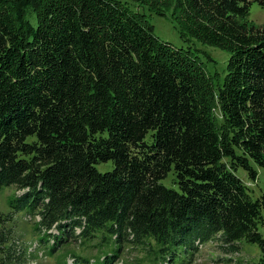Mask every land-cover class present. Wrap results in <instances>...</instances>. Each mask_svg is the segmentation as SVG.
Returning a JSON list of instances; mask_svg holds the SVG:
<instances>
[{"label":"trees","instance_id":"obj_1","mask_svg":"<svg viewBox=\"0 0 264 264\" xmlns=\"http://www.w3.org/2000/svg\"><path fill=\"white\" fill-rule=\"evenodd\" d=\"M253 1L264 6L0 0V191L26 190L8 199L13 212L57 229L38 232L40 243L54 237L46 254L72 252L73 237L97 247L92 262L72 252L74 264H115L129 246L140 249L135 264H173L177 248L219 234L234 249L258 245L264 264V194L252 199L238 177L255 182L252 164L264 167V24L249 20ZM152 14L227 50L222 82L199 49L161 41ZM101 162L114 167L101 173ZM170 174L178 189L162 183ZM10 218L0 215V264L12 254Z\"/></svg>","mask_w":264,"mask_h":264},{"label":"rangeland","instance_id":"obj_2","mask_svg":"<svg viewBox=\"0 0 264 264\" xmlns=\"http://www.w3.org/2000/svg\"><path fill=\"white\" fill-rule=\"evenodd\" d=\"M168 6H172L173 0H165ZM151 23H153L154 32L159 36L161 41L170 42L177 48H188L193 51L196 49V55L202 60L204 70L207 74H218V78L213 80L215 83H221L226 75V65L229 61L230 53L225 49H220L212 45H204L197 40L188 41L181 38V35L176 31L172 20L169 17H162L156 14H152L149 17ZM249 20L255 25L260 26L264 24V6L253 1L251 7H249ZM209 57V59L207 58ZM151 135V134H150ZM150 135L146 138L150 139ZM255 170H258L257 179L255 182L249 179V174L244 169L238 170V177L250 186L248 190L252 199L256 200L262 193L264 194V167L252 164ZM114 167L113 162H101L96 165V169L99 172L111 171ZM173 175H169L167 179H163L162 183L169 188H177V184L172 180ZM178 189V188H177ZM24 189H18L15 186H5L0 191V215L11 214V218L7 221L11 229V235L13 239L9 241V262L6 264H74V260L71 253L82 254L83 257L90 259L97 258V247H87L89 243H85L83 246L80 244V239L71 237L70 245L67 244L65 248H69L70 253H63V249L57 250L56 253L46 254V249L49 251L50 244L54 237H50L47 240H41L40 234L51 233L56 235L58 233L54 226L47 232L44 230L34 229L36 221L40 220L39 215L31 216L25 211L14 213L11 209L8 199L15 196H19L25 192ZM80 231L79 228L74 230L76 235ZM260 232L264 235V227H260ZM49 243V244H48ZM45 244V245H44ZM46 246V249H45ZM194 249L190 247L188 249L177 248L178 256L173 264H258L261 257V252L258 245L252 244V242L242 240L236 249L232 248V245L226 244L222 237L217 234L211 240H207L203 243L194 241ZM61 248V247H60ZM125 248V247H124ZM143 248H141V251ZM63 253V254H62ZM6 255V254H5ZM143 256V255H142ZM140 258L141 253L139 247L129 246L126 247L124 252H121V256L116 260L115 264H135V258ZM137 264V263H136ZM160 264H168V262H160Z\"/></svg>","mask_w":264,"mask_h":264}]
</instances>
